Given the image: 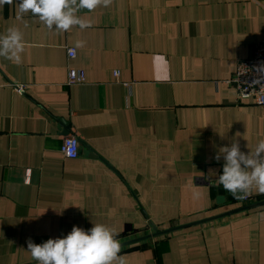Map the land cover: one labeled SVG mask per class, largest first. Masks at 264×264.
I'll list each match as a JSON object with an SVG mask.
<instances>
[{
	"label": "crops",
	"instance_id": "1",
	"mask_svg": "<svg viewBox=\"0 0 264 264\" xmlns=\"http://www.w3.org/2000/svg\"><path fill=\"white\" fill-rule=\"evenodd\" d=\"M79 14L92 27L56 33L0 7V33L17 27L26 45L21 64L0 58V264H37L29 238L93 223L120 244L146 237L121 246L126 264H264V205L151 236L264 201L225 191L215 159L234 137L244 152L264 139V108L227 84L264 41V0H112ZM69 67L84 83L67 86ZM69 134L75 159L60 152Z\"/></svg>",
	"mask_w": 264,
	"mask_h": 264
},
{
	"label": "clouds",
	"instance_id": "2",
	"mask_svg": "<svg viewBox=\"0 0 264 264\" xmlns=\"http://www.w3.org/2000/svg\"><path fill=\"white\" fill-rule=\"evenodd\" d=\"M16 4L17 19L31 15L38 19L49 31L65 33L74 27L81 30L92 27L90 20L79 13L92 12L98 7H109L112 0H0V7ZM27 27V24H25ZM23 32L17 27H9L0 33V58L22 63L25 50ZM85 42L77 40L75 48L81 49ZM73 49H69L71 54ZM264 74V65L258 69ZM240 133H236L239 137ZM247 152L241 151L239 141L234 137L229 145L219 148L215 159L223 158L222 174L217 182L237 200H244L253 192L264 193V139H260ZM78 207V206H77ZM116 229L103 223H93L90 229L73 226L62 238H49L36 244L27 240L26 253L37 264H126L121 255V244Z\"/></svg>",
	"mask_w": 264,
	"mask_h": 264
},
{
	"label": "built area",
	"instance_id": "3",
	"mask_svg": "<svg viewBox=\"0 0 264 264\" xmlns=\"http://www.w3.org/2000/svg\"><path fill=\"white\" fill-rule=\"evenodd\" d=\"M69 49L66 50V54L68 60H71L75 57V51L73 49L69 54ZM261 65H264V41L251 47L247 59L237 61L234 72L227 81V84L233 88L237 101L252 100L255 105L264 108V74L258 71ZM84 80L85 74L82 70L68 68L67 86L80 85ZM79 149L78 140L74 135L69 134L62 138L60 152L66 159L77 158ZM243 201L250 203L251 199L247 197Z\"/></svg>",
	"mask_w": 264,
	"mask_h": 264
},
{
	"label": "water",
	"instance_id": "4",
	"mask_svg": "<svg viewBox=\"0 0 264 264\" xmlns=\"http://www.w3.org/2000/svg\"><path fill=\"white\" fill-rule=\"evenodd\" d=\"M220 201H221V198H218L217 202H220ZM262 205H264V201L257 202V203L251 204V205H247V206H244V207H241V208H238V209H234V210L228 211L226 213H223L221 215H218L216 217L202 219V220H200L198 222L191 223V224H188V225H182V226L170 228V229H167V230H164V231H158V232L156 231L151 236L152 237H156V236H160V235H166V234H169V233H172V232H175V231H178V230H182V229H185V228H189V227H193V226H197V225H202L204 223H208L210 221H214V220H217V219L223 218V217H228V216H231V215L243 212V211H247V210H250V209H253V208H256V207H260ZM145 239H146V237L135 239L133 241H129L127 243L121 244V246L128 245V244H133V243H136V242H140V241L145 240Z\"/></svg>",
	"mask_w": 264,
	"mask_h": 264
},
{
	"label": "rangeland",
	"instance_id": "5",
	"mask_svg": "<svg viewBox=\"0 0 264 264\" xmlns=\"http://www.w3.org/2000/svg\"><path fill=\"white\" fill-rule=\"evenodd\" d=\"M149 234H151V233H149ZM141 236H143V235H140V236H137V237H141ZM121 242V241H120Z\"/></svg>",
	"mask_w": 264,
	"mask_h": 264
}]
</instances>
